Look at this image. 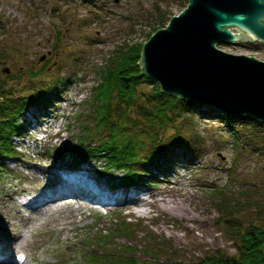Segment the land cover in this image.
Masks as SVG:
<instances>
[{
  "label": "rangeland",
  "instance_id": "obj_1",
  "mask_svg": "<svg viewBox=\"0 0 264 264\" xmlns=\"http://www.w3.org/2000/svg\"><path fill=\"white\" fill-rule=\"evenodd\" d=\"M187 1L0 0V79L6 80L17 93L23 89L29 92L33 85L44 89L48 84L57 86L58 93L49 95L51 101L33 104L23 112L19 120L22 133L12 136L17 155L1 161L0 202L8 200V191L20 200L21 195H26L19 192L22 187L28 194L33 192L45 180L35 168L47 169L59 161L74 168L71 154L58 156L55 149L70 147L81 133V125L94 121L90 115L93 110L90 97L99 80V68L120 46L144 44L157 30L154 27L166 26L173 15L186 7ZM218 46L264 60V42L259 40L218 43ZM42 69L43 73H37ZM142 88L150 91L152 83L145 82ZM179 110L175 111L174 122L165 124L156 140L167 143L160 152L165 153L167 160L162 163L167 164L147 167L138 164L155 177L149 183L130 185L165 192L166 197L189 193L188 203L200 219L205 218L199 221L200 227H195L197 236L189 229L196 221L152 205H145L147 211L139 214L136 203L119 208V205L106 207L96 203L79 206L74 200L72 206L48 215L38 224L43 232L40 235L35 229L37 238L47 236L48 241L32 251L37 256L32 262L95 264V254L113 253L112 247L125 248L131 242L138 247L132 251L139 250L142 244L164 260L173 257L174 262L195 261L216 248L228 253L236 251L224 231L229 216L224 212L226 208L244 222L264 225V143L256 144L259 136L253 140L245 136L232 142L218 113L192 109L186 115L178 114ZM179 123L183 134L190 139L186 141H197L192 157L185 149L175 147L177 140H170L176 135ZM255 125L243 129L249 133L264 132V122ZM152 147L153 144H146L142 152ZM81 158L83 165L103 168L102 159L87 155ZM96 176L113 187L123 185L118 183L121 171L112 172L109 177L96 172ZM144 195L152 199L148 192ZM219 200L222 208L216 205ZM62 217L69 222L66 231L58 232L59 224L53 220ZM120 218L129 222V240L116 232ZM47 225H51L50 229ZM66 236L71 238L69 243ZM138 253L143 255L142 251Z\"/></svg>",
  "mask_w": 264,
  "mask_h": 264
},
{
  "label": "trees",
  "instance_id": "obj_2",
  "mask_svg": "<svg viewBox=\"0 0 264 264\" xmlns=\"http://www.w3.org/2000/svg\"><path fill=\"white\" fill-rule=\"evenodd\" d=\"M189 1V0H188ZM187 1V2H188ZM159 27H154V31ZM150 36V35H149ZM143 43L136 42L125 44L116 49L108 57L104 65L98 70V83L92 89L90 115L95 118L92 123L84 122L81 125V133L76 142L70 147L55 149L58 156L71 154L74 159L73 167L82 163V156L87 155L93 159H102L103 168H96V172L109 177L112 172L121 171L118 183L123 185L145 184L151 181L154 173L146 168L139 167L143 163L148 165L165 166L162 163L167 160L161 150L167 145L165 142H156L165 124L174 122L176 109L178 114H186L188 110H204V112H216L225 122L228 133L232 136V142H237L247 136L250 140H260L264 143V132L257 130L249 133L243 126H256L259 123L245 113L230 114L218 107L208 105L193 98H183L161 90L160 84L149 75L142 72L139 64ZM37 73H43V69ZM152 83V89L146 91L142 84ZM31 91L17 93L6 80L0 79V166L5 157L17 155V147L12 136L22 133V123L19 121L23 112L33 104L51 101L50 94H58L57 86L49 85L44 89L33 85ZM48 93V94H47ZM182 124L175 131L170 140L175 147L185 149L189 156L195 153L196 142L183 134ZM197 137V136H196ZM146 144H153L152 150L142 152ZM159 150V151H158ZM175 159V158H174ZM171 160V157L168 161ZM172 161L168 164H171ZM1 168V167H0ZM216 205L222 208L219 200ZM227 206L225 205V208ZM224 212L229 213L225 219L224 231L235 244L236 251L228 253L219 248L205 253L195 261H173L172 258L163 259L156 253L152 254L149 247L136 243L126 244L125 248L112 247L113 253L104 255L95 254V264H264V225L254 222H244L230 208ZM121 223V225H120ZM115 229L120 236L128 240L131 227L125 218H120ZM107 238V234H102ZM101 235V237H102ZM103 240V239H102ZM130 242V241H129ZM136 246V247H135ZM153 249V248H152ZM154 250V249H153Z\"/></svg>",
  "mask_w": 264,
  "mask_h": 264
},
{
  "label": "water",
  "instance_id": "obj_3",
  "mask_svg": "<svg viewBox=\"0 0 264 264\" xmlns=\"http://www.w3.org/2000/svg\"><path fill=\"white\" fill-rule=\"evenodd\" d=\"M247 39L264 42V0H189L143 44L140 68L162 91L264 122V60L218 46Z\"/></svg>",
  "mask_w": 264,
  "mask_h": 264
},
{
  "label": "bare ground",
  "instance_id": "obj_4",
  "mask_svg": "<svg viewBox=\"0 0 264 264\" xmlns=\"http://www.w3.org/2000/svg\"><path fill=\"white\" fill-rule=\"evenodd\" d=\"M54 133L57 134L58 131ZM35 170L39 171L45 180L31 189L33 192L28 194L22 187L19 192L26 195L20 194V200L14 197L13 192L8 191V200L0 202V264H35L31 260H37V256L36 253L33 255L32 251L48 241L47 236L37 238L39 235L35 229L40 235L43 232V227L38 224L48 215L59 213L61 209L72 206L74 200L79 206L96 203L106 207L119 205V208L124 204L136 203L138 206L136 212L139 214H145L147 211L145 205H152L196 221L189 227L196 236L195 227H200L199 221L205 220L196 215L191 203H188L191 202V195L186 192H182L180 197L175 195L166 197L165 192L146 190L142 186L129 184L113 187L107 180H100L91 165H83L75 169L69 167L68 163L59 161L50 164L47 169L38 167ZM146 192L152 196L151 200L144 195ZM53 221L59 224L58 232L66 231L68 218H54ZM74 221L70 220V222ZM50 227L51 225H47V229ZM177 238L180 239V236L177 235ZM70 240V236L65 237L66 242L69 243ZM16 252L25 256V259L17 260Z\"/></svg>",
  "mask_w": 264,
  "mask_h": 264
}]
</instances>
